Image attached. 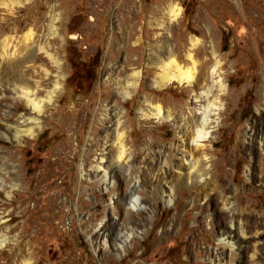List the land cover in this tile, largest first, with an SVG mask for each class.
Segmentation results:
<instances>
[{
  "label": "rangeland",
  "instance_id": "obj_1",
  "mask_svg": "<svg viewBox=\"0 0 264 264\" xmlns=\"http://www.w3.org/2000/svg\"><path fill=\"white\" fill-rule=\"evenodd\" d=\"M170 3L181 10L172 23L164 16ZM13 5L10 15L9 8L0 9V40L6 35L18 39L36 25L35 40L60 63L58 72L39 55L50 74L40 97L56 76L61 80L54 98L35 116L38 124L24 126L32 128L33 136L0 138V156L9 157L18 184L8 194L0 191V236L7 237L0 264H212L209 259L225 229L215 184L231 191L227 194L236 212L230 214L239 213L250 224L264 216L257 150L260 138L264 142V128L258 133L264 126V0H52L59 14L53 38L45 28V1ZM162 22L165 30L158 25ZM192 37L199 40L194 48L198 69L208 62L202 73L209 80L214 62L222 65L226 99L221 101L224 116L215 118L201 142L208 149L209 172L216 177L187 185L175 180L170 162L185 145L180 128L206 102L195 103L186 83L158 85L161 71L155 67L157 56L166 62L164 42L179 62H189ZM0 62V73L10 74V67ZM134 71L142 76L128 94L127 80ZM156 105L170 117L143 116ZM8 110L14 111V125L28 116L19 99L3 98L0 115ZM188 123L191 134L195 127ZM117 133L123 134L130 153V177L116 169L105 189L91 171ZM194 145L189 142L187 149ZM165 159L169 164H162ZM133 186H138L143 208L126 215L125 195ZM127 223L139 226L137 234L120 251L111 248L110 240L105 247L103 236L126 234ZM256 245H250L241 264H264V238Z\"/></svg>",
  "mask_w": 264,
  "mask_h": 264
},
{
  "label": "bare ground",
  "instance_id": "obj_2",
  "mask_svg": "<svg viewBox=\"0 0 264 264\" xmlns=\"http://www.w3.org/2000/svg\"><path fill=\"white\" fill-rule=\"evenodd\" d=\"M43 1H45V6L49 7V13L45 20V28L48 31V36H51L53 38L58 35L56 24L59 23V14L55 13L56 5H50V2L52 0ZM15 3L22 6L27 3V0H24V2L22 3L16 2V0H10L8 2H6L5 0H0V9L9 8L10 10H8V12L10 15L13 12L12 8L14 7L13 4ZM180 15V8H178L173 3H170L164 16H166L165 18L168 19L169 23H172L179 19ZM14 18L15 17H13L12 19ZM2 19H5V16ZM158 25L165 30L164 22H162V24L159 23ZM34 26L35 29L29 28L25 32V34L20 38L18 37V39L13 35H6L3 36L0 40V58L2 59V61H4L3 63H5L7 67H10V74L2 75L0 73V101H2V99L5 97L11 98L12 100L19 99L25 105V109L28 112H25L28 114L27 117L21 116V118H19V125H14V122H12V120L14 121L15 117L13 115L14 111L8 110L7 115H0L1 139H14L18 141L22 134L33 136L34 131H32V128H24V126H26L27 124L29 126V124L33 123L38 124L35 116L40 115L41 111L45 107L44 104H49L51 102V100L54 98L53 96L60 87L61 76L58 75L53 80L50 90L48 89L45 92V97H40V94L43 93V91L41 90L42 84L50 80V74L48 73L46 66L43 65L45 59H43L39 55L44 54L46 58L54 66H56L55 68L58 70V72L60 70V63L59 60L48 51L46 46L39 43L38 40H35L39 28L37 29L36 25ZM17 29L14 30L15 32L13 31L16 34L19 30ZM198 41L199 40L195 37H192L189 40L190 48L187 53V59L189 62H179V59L174 54L173 50L169 47L167 42H164L161 50L163 51V54L166 55V62L157 56L158 63L155 67L161 71L158 75L160 79L159 83H157L158 85H165L170 83L171 81H176L177 83L181 84L186 83L188 87L191 88L195 103L200 104L202 102H206V104L204 103L205 105L202 104L198 116L189 119L187 122H185V127L180 128V139L184 141L185 145L182 146L180 155H175L172 162H170L175 174V180L181 183L184 182L187 185L193 184V182L196 181L202 183H210L211 180L216 177L215 174L209 172L210 166H208L207 162L208 149L205 148L204 145L201 144V142H204L209 137L212 129V124L215 122V118H217V116H224L225 114V111H222L221 102L222 99H226V94L224 92L225 86H223V79L221 76L222 73L220 71L222 69V65L217 60L214 62L211 70V77L209 80L208 73L206 71L202 73L203 70L207 67L208 62L201 63L200 67L201 69H203L202 71L198 69L197 66V52L195 53L194 48L197 46ZM140 43V38H138L136 41V45L140 46ZM150 52L154 54L153 50H150ZM213 55L214 54L212 53V56ZM36 61H38L39 63ZM17 69H20V71ZM141 76L142 72L140 71H134L129 76L127 85L131 91L128 92V94L132 93L139 86V80ZM202 88H205V90L201 91ZM170 115L171 114L169 112H163L160 105L153 106L148 112L143 113V116L145 117L151 116L157 119L161 118L164 120L169 118ZM188 122H191V126L195 127L194 132L191 134L189 133V131H187V129H189ZM263 128L264 126H262L261 130H258V133H262ZM189 142L195 144L194 148L187 149V145L189 144ZM125 145L126 143L123 134L117 133L115 139L110 142L108 152L103 153L100 156L97 162V166L94 167L91 171L92 177L94 179H102V183L104 184L105 189L107 187V183L110 184L113 182L116 169H122V172L126 174V176H124L130 177V153L127 151ZM257 150L260 156V163L258 164V166L261 176L264 180V142L261 138L258 141ZM170 156L171 155L169 154V157ZM0 162V191L7 190L8 194L10 192L9 189H15L18 184L15 182V175L14 173H12L14 168L12 162H10L9 160V157L0 156ZM167 163V159L162 162L163 165H166ZM255 167L256 165L253 162L251 169H248V171L250 170L251 176H253ZM147 186L151 188L153 185L150 183ZM137 187L133 186L126 192V204L128 205V208H126V215H132L133 212L137 213L143 208L140 198L138 197V193L136 192ZM212 188H216L217 191L215 192V194L220 195V197L222 198L221 215L223 216V220L225 222V229L217 238V250L214 257L210 258L209 260L212 264H241L244 258V253L251 248L250 245L255 246L256 244H259L264 238V216H261L260 218L254 216L255 221L253 223L251 222V224L246 218L245 219L249 224L247 222H244L239 213L230 214L231 212L236 210L235 208H233L234 206L232 196L227 194L231 191L225 189L219 184L213 185ZM220 188L221 190L218 191V189ZM169 189L170 186L168 187V190ZM171 192L172 190L170 189L169 193ZM167 197H169V194L167 195ZM169 201L170 200L168 198L166 203L168 204ZM119 222L120 225H123L122 222H124V218L120 219ZM137 230H139V226L132 223H127L126 234H123L121 232L115 233L112 231L111 234L107 235L108 237L103 236V244L105 247H107V242L110 240L111 248L115 251H120L123 249V246L128 238L133 234H137ZM6 242V234H2L0 236V248L3 247ZM253 257V255H250L251 259ZM24 264L31 263L29 261H25Z\"/></svg>",
  "mask_w": 264,
  "mask_h": 264
}]
</instances>
